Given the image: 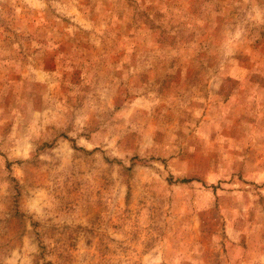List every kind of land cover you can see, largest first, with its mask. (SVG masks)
<instances>
[{
    "label": "rangeland",
    "instance_id": "obj_1",
    "mask_svg": "<svg viewBox=\"0 0 264 264\" xmlns=\"http://www.w3.org/2000/svg\"><path fill=\"white\" fill-rule=\"evenodd\" d=\"M0 264H264V0H0Z\"/></svg>",
    "mask_w": 264,
    "mask_h": 264
}]
</instances>
